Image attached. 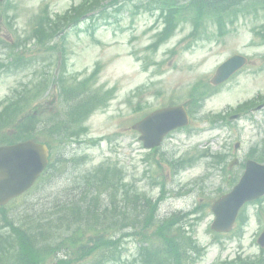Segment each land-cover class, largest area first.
<instances>
[{"label":"rangeland","instance_id":"374dc122","mask_svg":"<svg viewBox=\"0 0 264 264\" xmlns=\"http://www.w3.org/2000/svg\"><path fill=\"white\" fill-rule=\"evenodd\" d=\"M14 1L17 8L12 15L16 18V30L22 33L28 31L29 20L42 6L47 5L51 14H61L81 0ZM139 2L141 0L134 4ZM133 10L132 5L126 2L121 13L115 15L116 19H106L109 24L98 18L92 23L93 19L88 20L90 16L87 15L76 29L69 30L64 46L66 75L82 79L98 64L100 70L95 86L104 90L114 88L113 99L106 108L96 111L88 118V134L82 143L69 146L63 153V158L70 159L74 156H86L85 163L75 167L71 163L61 166L65 163L63 161L58 172L50 171L33 190L13 202L8 211L14 224L32 225L38 219L44 220L55 207L74 200L80 192L79 182L85 172L101 164L116 163L123 170L126 182L139 193L155 198L161 191L159 186L154 185L156 180L163 183L172 195L177 192L183 194L180 198L173 196L174 199L169 196L159 205L158 219L155 221L157 225L160 220L168 218L171 211L185 212L199 202L211 204L217 193L226 189L220 172L213 169L206 160H200L192 167L173 174L171 167L160 160L161 157L170 160L187 151L190 154L200 150L216 152L230 148L232 151L233 145L239 142L237 154L242 160L247 150L254 146L261 149L260 143L264 142V110L233 121L229 130H209L197 122L190 124L193 129L189 133H171L164 140L159 152L150 156V162L144 161L147 153L142 149L137 134L130 128L134 122L154 109L191 100L189 95L198 80L208 82L215 69L233 54L247 56L248 65L205 102L200 115L225 111L228 107L234 108L258 94L264 95V47L252 44L251 28L255 25V20L252 16H247L240 18L227 36L217 39L218 41L202 40L189 51L183 50L187 41L182 39L190 31L187 25L153 54L145 48L153 37L154 29L151 28L155 16L146 12H137L133 16ZM111 12L113 16L115 12ZM91 25H96L93 35L89 33ZM6 36L11 38L9 33ZM32 55L33 50L26 56ZM59 60L58 53L48 54L42 72L57 75ZM20 79L24 80L21 75L1 77L0 101L10 94V90ZM137 89L141 90L137 92ZM55 100L52 91H45L34 99L30 107L36 109L38 103H43L47 115L52 114L57 107ZM98 138L103 140L100 143H91V140ZM156 159L159 160L158 164L155 163ZM262 206L264 207V202ZM255 210V205L245 210L249 222L240 242L224 237L223 249L220 245L211 243L212 236L207 228L212 217L207 216L198 223L193 234L200 243L207 246V253L198 264H217L238 254L256 253L258 248L254 237L258 223L253 220ZM55 225H58L56 221L52 228ZM124 248L122 261L112 264H138L134 261L136 244L127 240ZM63 253L65 252H60L57 257L60 259ZM57 257L49 259L45 264H54ZM76 263L73 260V264Z\"/></svg>","mask_w":264,"mask_h":264},{"label":"trees","instance_id":"16d2710c","mask_svg":"<svg viewBox=\"0 0 264 264\" xmlns=\"http://www.w3.org/2000/svg\"><path fill=\"white\" fill-rule=\"evenodd\" d=\"M107 1L108 4H114L119 0H88L85 5V11H94ZM165 2L166 0H161ZM190 4L185 9L193 10L195 13L196 24L201 22L208 15L221 29L223 27V20L232 23V19L236 14L248 13L252 10L261 9L264 11V0H190ZM169 0L171 6L168 12V17L173 18L179 12L174 8V3ZM174 25L169 26L171 31ZM201 24L196 27L199 30ZM58 29L54 31L56 33ZM260 35L264 38V27ZM52 36L51 32L41 30L38 41L47 42ZM204 93H199L198 96H204ZM91 102H77L72 104L66 112L67 121L60 119L57 128L65 130V136H72L70 133V124L72 121L80 117L83 113H87L92 109ZM83 105H86L85 108ZM65 117V115H64ZM12 119V118H11ZM8 119L2 118L0 120V127H2ZM32 115H27L23 125V137H33L34 121ZM69 122V129L68 123ZM6 125V124H5ZM4 125V126H5ZM62 126V127H61ZM38 133L33 139H37ZM1 142L7 141V138H1ZM114 169H97L90 172L84 179L83 193L79 198L73 202L60 207L61 212L58 213V221L61 226L50 228L53 222V217L46 219H38L34 224H23L15 226L7 217L2 214V227H8L9 230L2 232L0 230V264H45L56 253L57 249H64L67 256H71L70 251L75 249L79 252V256L85 258L84 264H108L110 261L117 260L121 253L119 242L121 237L114 238L111 233L118 232L122 228H117L119 225H129L128 212L123 210L118 215L121 220H117L113 205V191L115 190ZM101 195L105 197V207L101 209L99 199ZM106 195V196H105ZM117 215V216H118ZM146 223L139 226L140 230H148L152 226L153 216L148 214L146 216ZM117 221V222H116ZM127 221V222H126ZM140 222H138L139 224ZM133 229H136L134 222ZM51 229V230H50ZM138 229V230H139ZM50 230V231H49ZM137 230V229H136ZM155 235L163 241L161 246L156 247L149 253L154 260L158 257L164 258L167 264L178 262L182 250L184 249V242L177 238H171L172 228L170 225L163 224L155 230ZM128 235L127 233L124 234ZM52 262V261H51ZM160 262V261H159ZM70 260L62 259L56 260L54 264H69Z\"/></svg>","mask_w":264,"mask_h":264},{"label":"water","instance_id":"95a60500","mask_svg":"<svg viewBox=\"0 0 264 264\" xmlns=\"http://www.w3.org/2000/svg\"><path fill=\"white\" fill-rule=\"evenodd\" d=\"M244 62V59L239 57H233L228 60L219 68L213 79V84L220 83L226 79ZM180 112L181 109H171L161 111L160 113L164 117L165 122H170L173 125H182L185 123V116L180 114ZM149 121L150 119L135 127L143 134V140L147 139L152 133L148 129V125L151 122ZM166 129L165 126L163 130L159 133L157 132V137H162ZM5 153H7L6 149L0 150V205L18 196L32 185L33 181L44 169L47 157V152L44 150V147L31 142L16 145L10 148V154L4 155ZM262 193H264V167L248 163L247 171L239 184L213 208L218 218L214 229L222 230L218 222L223 220L221 218L224 216L229 217V220H227L229 224H226L223 229H228L239 207L245 201L256 198ZM222 207L227 208L225 212Z\"/></svg>","mask_w":264,"mask_h":264}]
</instances>
